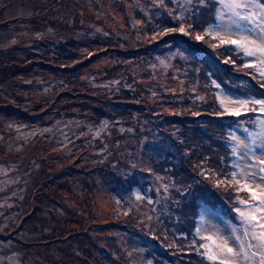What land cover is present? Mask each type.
I'll list each match as a JSON object with an SVG mask.
<instances>
[{
    "label": "rangeland",
    "instance_id": "obj_1",
    "mask_svg": "<svg viewBox=\"0 0 264 264\" xmlns=\"http://www.w3.org/2000/svg\"><path fill=\"white\" fill-rule=\"evenodd\" d=\"M185 8L0 0V264H210L200 237L239 223L216 181L253 163L230 137L249 142L264 119L220 115L217 93L264 98V80L200 28L165 33Z\"/></svg>",
    "mask_w": 264,
    "mask_h": 264
},
{
    "label": "snow or ice",
    "instance_id": "obj_2",
    "mask_svg": "<svg viewBox=\"0 0 264 264\" xmlns=\"http://www.w3.org/2000/svg\"><path fill=\"white\" fill-rule=\"evenodd\" d=\"M191 5L183 13L177 14L173 19L180 22L178 28H166L164 32H181L191 34L196 28L194 39L197 41L208 37L218 41L212 48L226 47L228 50H238L253 62L246 63L244 67L252 68L259 72L264 80V0H186ZM201 8L207 10L211 22L206 26L198 19ZM187 22V28L185 27ZM191 30V31H190ZM259 61V65L255 63ZM163 63V61L161 62ZM217 89L219 83L213 81ZM264 87V84L261 85ZM217 100L223 112L231 116L240 117L248 112L264 116V98H233L230 94L217 93ZM253 124L259 125L258 132H252L249 142H245L237 135H231L233 142L231 156L250 159L253 163L243 167L233 163L234 170L225 173L223 179L216 181L217 187L233 188L237 193L234 208L239 221L237 226L230 227L227 234L216 230V238L212 235L201 236V256L210 264H264V156H256L257 141L264 148V119H256ZM248 132L247 128L243 129ZM252 170L249 171L248 169ZM207 176V172L202 171ZM167 190V186H165ZM248 194V199L242 198L239 193ZM141 199L139 195L136 197ZM151 203V201H149ZM209 231L208 228L197 227L196 233ZM210 241L211 243H207ZM196 244V241H193Z\"/></svg>",
    "mask_w": 264,
    "mask_h": 264
},
{
    "label": "trees",
    "instance_id": "obj_3",
    "mask_svg": "<svg viewBox=\"0 0 264 264\" xmlns=\"http://www.w3.org/2000/svg\"><path fill=\"white\" fill-rule=\"evenodd\" d=\"M206 10V9H205ZM208 22H211L210 20L208 21ZM200 23L202 24V25H204V26H206V22H204L203 20L202 21H200ZM220 49V52L224 55V56H227L229 59H235L234 61H239V62H242L243 60H238L237 59V57L240 55V52H237L236 50H228L226 47H220L219 48ZM242 54V53H241ZM240 59H243L242 57H239ZM235 65V64H234ZM245 69H247V68H245ZM248 77L247 76H243V77H245L244 79L245 80H247V79H249V77L252 79V81H253V76L251 75V74H253V69L251 70V71H249L248 72ZM252 76V77H251ZM258 87V85H255V87ZM237 92H238V94H240V95H244L243 93H245L243 90H240V91H236L235 93L237 94ZM247 93V92H246ZM248 94V93H247ZM251 114L249 115L250 117H252V116H255V117H257L258 116V114H256V113H252V112H250ZM212 117H213V115H211ZM248 116V115H247ZM218 118V117H217ZM217 118L216 119H214L215 121H217ZM224 120H228L227 118L226 119H224ZM223 120V121H224ZM223 127H225L224 126V123H223ZM215 147H216V145H214ZM209 160H210V166H211V160H213L211 157L209 158ZM213 162V161H212ZM214 163V162H213ZM222 189L220 188V189H218V190H215V193H214V199H215V202H217V205L219 204L220 206H221V208L222 209H226V207L225 206H228L229 204H231L232 206H233V202H232V200L234 201V199H235V195L237 194L234 190H233V188H230V192L228 193V195H227V197H224V195L222 194V191H221ZM196 202L194 203L197 207L199 206V208H201V206H202V203L201 202H199L198 200H195ZM229 201L231 202V203H229ZM229 203V204H228ZM194 210H196V208L194 207ZM197 211V210H196ZM226 211H228V209L226 210ZM238 220V219H237ZM196 223V222H195Z\"/></svg>",
    "mask_w": 264,
    "mask_h": 264
},
{
    "label": "bare ground",
    "instance_id": "obj_4",
    "mask_svg": "<svg viewBox=\"0 0 264 264\" xmlns=\"http://www.w3.org/2000/svg\"><path fill=\"white\" fill-rule=\"evenodd\" d=\"M194 211V210H193ZM192 215H193V213H192ZM194 216V215H193Z\"/></svg>",
    "mask_w": 264,
    "mask_h": 264
}]
</instances>
